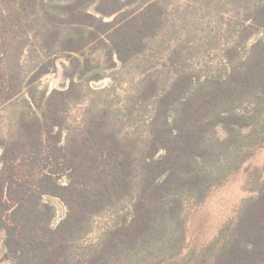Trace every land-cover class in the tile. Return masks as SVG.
Listing matches in <instances>:
<instances>
[{
	"label": "trees",
	"instance_id": "trees-1",
	"mask_svg": "<svg viewBox=\"0 0 264 264\" xmlns=\"http://www.w3.org/2000/svg\"><path fill=\"white\" fill-rule=\"evenodd\" d=\"M207 2L0 0V111L20 103L0 128L11 264H264V186L213 242L183 254L188 208L264 146V36L253 41L264 0L217 3L227 39L208 69L191 40L211 31ZM175 30L187 39L162 37ZM60 58L69 84L39 90ZM45 196L67 208L56 226Z\"/></svg>",
	"mask_w": 264,
	"mask_h": 264
},
{
	"label": "rangeland",
	"instance_id": "rangeland-1",
	"mask_svg": "<svg viewBox=\"0 0 264 264\" xmlns=\"http://www.w3.org/2000/svg\"><path fill=\"white\" fill-rule=\"evenodd\" d=\"M169 10H174L178 6L182 10L187 4H197L198 0H166ZM206 1V0H205ZM217 3L225 5L229 9H233L232 3H227V0H208L207 8L211 13L213 26H209L210 33L208 37L200 35L191 38V40H197L199 44V62L207 69L214 64H220V58L222 51L220 48H215L213 44L224 43L226 37L221 36L219 30L223 27L221 21L217 22L214 11L216 10ZM200 9L198 5L193 7V13ZM175 13V12H174ZM168 24H172L176 21L174 15H169ZM178 24V21H176ZM172 31L169 34L162 36L168 42L170 40H176L177 38L187 36L184 33H176ZM264 36V28L260 32L256 33L253 37V41L258 37ZM162 50L157 53V57L154 60L155 63L161 61ZM67 58H60L58 60V68L56 71L45 75L39 82V90H49L54 88H63L69 84V80L64 74V64H68ZM137 64L131 67L133 70H138ZM125 72L121 76H126ZM137 73L130 74L134 76ZM137 76V75H136ZM119 77V76H118ZM123 77V78H124ZM111 82L110 78L103 79L99 82H92L93 87H104ZM126 85H124L125 87ZM19 102H13L8 104L0 111V128L3 131L9 130L8 125L13 124V118L18 110ZM219 134L224 135V131L220 130ZM264 186V146L257 147L252 154L245 160L241 167L233 172L227 180L221 185L213 188L207 197V199L199 205L191 206L187 210V244L183 251L186 255L190 251L198 253L206 245L213 242L219 235L220 230L227 229V225L235 223L238 213L247 199L258 194L260 188ZM45 201H48L54 206L55 218L53 225L56 226L66 215L67 208L64 203L58 197L45 196ZM109 218L99 216L95 218L93 224V233L89 236L92 240H97L98 236L103 232L106 227V223ZM12 260L9 253L2 241L0 244V264H11Z\"/></svg>",
	"mask_w": 264,
	"mask_h": 264
}]
</instances>
